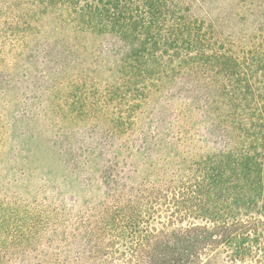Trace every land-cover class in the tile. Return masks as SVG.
<instances>
[{
	"label": "rangeland",
	"instance_id": "374dc122",
	"mask_svg": "<svg viewBox=\"0 0 264 264\" xmlns=\"http://www.w3.org/2000/svg\"><path fill=\"white\" fill-rule=\"evenodd\" d=\"M185 5L214 41L264 61V0ZM63 14L0 0V264H124L93 256L91 227L139 187L187 174L207 135L197 65H114Z\"/></svg>",
	"mask_w": 264,
	"mask_h": 264
},
{
	"label": "trees",
	"instance_id": "16d2710c",
	"mask_svg": "<svg viewBox=\"0 0 264 264\" xmlns=\"http://www.w3.org/2000/svg\"><path fill=\"white\" fill-rule=\"evenodd\" d=\"M186 1L24 0L64 9L77 44L106 42L114 65L177 62L208 77L197 94L205 96L209 126L188 173L107 206L91 227L93 256L124 264H264V61L214 41ZM158 216H166L160 226Z\"/></svg>",
	"mask_w": 264,
	"mask_h": 264
}]
</instances>
